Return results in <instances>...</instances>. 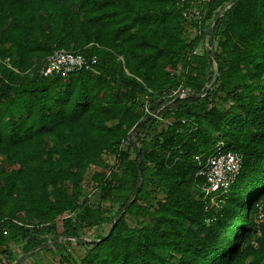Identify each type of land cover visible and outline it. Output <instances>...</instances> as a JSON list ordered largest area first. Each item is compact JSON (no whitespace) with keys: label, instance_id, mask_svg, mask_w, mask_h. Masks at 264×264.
<instances>
[{"label":"trees","instance_id":"obj_1","mask_svg":"<svg viewBox=\"0 0 264 264\" xmlns=\"http://www.w3.org/2000/svg\"><path fill=\"white\" fill-rule=\"evenodd\" d=\"M188 6L0 0V251L39 252L62 218L58 235L87 247L63 264H264V0H210L201 22L216 45L197 53L204 31L188 35ZM57 49L97 61L41 75ZM179 85L186 95L171 96ZM222 151L242 168L210 207L197 158ZM91 166L108 167L93 179L119 207L87 240L82 229L108 219L84 194Z\"/></svg>","mask_w":264,"mask_h":264},{"label":"built area","instance_id":"obj_2","mask_svg":"<svg viewBox=\"0 0 264 264\" xmlns=\"http://www.w3.org/2000/svg\"><path fill=\"white\" fill-rule=\"evenodd\" d=\"M210 2V0H176V5L183 7L186 3L189 4L187 10L183 11L184 17L193 22L197 26L194 35H201L204 31V39L207 41L206 29L202 27L201 10ZM230 6L227 4L217 15L219 18L223 12ZM193 35V36H194ZM192 37V36H191ZM196 49L194 53H197ZM97 61L96 57L88 58L83 52H73L65 49L54 50L47 58L45 65L41 66L39 73L43 76H48L53 73L67 75L81 69H92L93 64ZM171 96L183 97L186 95V90L179 85L171 90ZM143 110L146 114L156 116L149 108V97H143ZM157 118H159L157 116ZM126 142L124 141L121 148L125 149ZM201 165L199 175L204 177L203 200L209 202L210 207H220L223 202L222 196L229 190L231 185L236 180L242 168V156L234 151H222L209 155L204 162L197 158ZM256 218L259 222L264 223V198L255 204Z\"/></svg>","mask_w":264,"mask_h":264},{"label":"rangeland","instance_id":"obj_3","mask_svg":"<svg viewBox=\"0 0 264 264\" xmlns=\"http://www.w3.org/2000/svg\"><path fill=\"white\" fill-rule=\"evenodd\" d=\"M195 32V28L190 26L188 29V35L193 36ZM207 33V41L206 39H202L200 41L198 51H202L204 48L211 49L216 45V37L211 34V28H206ZM211 78L212 83L209 84V87L216 81V62H212L211 68ZM109 164L114 162L113 158H108ZM108 167L104 166H91L85 175L84 179V194L89 198V201L92 205L100 203V209L104 211V214L107 220L102 222L99 226H95L93 228H86L82 229V238L87 240L95 239L101 235H104L109 228L112 226L110 218L114 215L119 207V202L116 201L115 198L108 197L106 199L99 198V189H98V181L93 179V174L95 172H107ZM56 232L60 234L63 231V222L62 218H60L56 222ZM57 236L52 232L48 233L45 232L42 235H39L38 238L41 240H45V247L44 249L40 250L39 252L25 255L23 250L24 243H9L7 252L0 251V264H63L62 255L69 253L74 258L82 257L85 252L86 248L84 245H79L75 240H67V238H61L59 235ZM59 243L61 248L58 250L55 244Z\"/></svg>","mask_w":264,"mask_h":264},{"label":"water","instance_id":"obj_4","mask_svg":"<svg viewBox=\"0 0 264 264\" xmlns=\"http://www.w3.org/2000/svg\"><path fill=\"white\" fill-rule=\"evenodd\" d=\"M234 0H231V2H233Z\"/></svg>","mask_w":264,"mask_h":264}]
</instances>
